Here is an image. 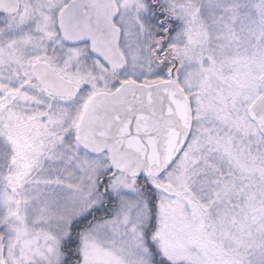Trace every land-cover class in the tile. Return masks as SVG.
Segmentation results:
<instances>
[{
  "label": "snow or ice",
  "instance_id": "snow-or-ice-1",
  "mask_svg": "<svg viewBox=\"0 0 264 264\" xmlns=\"http://www.w3.org/2000/svg\"><path fill=\"white\" fill-rule=\"evenodd\" d=\"M0 264H264V0H0Z\"/></svg>",
  "mask_w": 264,
  "mask_h": 264
}]
</instances>
